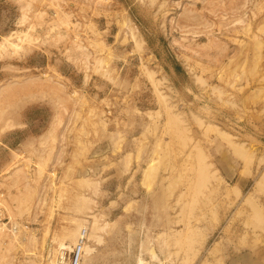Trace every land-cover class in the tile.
Here are the masks:
<instances>
[{
    "label": "rangeland",
    "instance_id": "1",
    "mask_svg": "<svg viewBox=\"0 0 264 264\" xmlns=\"http://www.w3.org/2000/svg\"><path fill=\"white\" fill-rule=\"evenodd\" d=\"M7 38L0 264H264V0H0Z\"/></svg>",
    "mask_w": 264,
    "mask_h": 264
},
{
    "label": "bare ground",
    "instance_id": "2",
    "mask_svg": "<svg viewBox=\"0 0 264 264\" xmlns=\"http://www.w3.org/2000/svg\"><path fill=\"white\" fill-rule=\"evenodd\" d=\"M21 21V20H20ZM15 34V33H14ZM16 36V35H15ZM12 38H13V36H12ZM17 38H19V37H17ZM5 40V39H4ZM11 40V39H10ZM13 41V40H12ZM8 50H12L13 51V53H15V52H17L18 50H19V45H17V44H15V43H13V42H9V38H7L6 39V42L5 43H1L0 44V51H8ZM11 55V54H10ZM14 55V54H13ZM47 79V78H46ZM78 96V95H77ZM207 168V167H206ZM216 173V172H215ZM202 175H204V174H202ZM88 181V180H87ZM237 193V192H236ZM86 202V201H85ZM130 206V205H129ZM128 208V207H127ZM127 210V209H126ZM93 217V216H92ZM96 223V222H95ZM94 223V225H97V224H95ZM106 224H108V223H106ZM103 227H107V226H103ZM98 229V228H97ZM13 230H15V231H17L18 230V225L16 226V225H14L13 226ZM103 230H105V229H103ZM84 231V230H83ZM83 231L80 233V236H79V238H78V241H77V243L74 245V246H72V248H70L69 250H68V252L69 251H73L74 250V248L77 246V244L79 243V240L82 238V236H83ZM86 232H87V235L85 236L86 237V242H85V245H84V251H83V254H82V263L81 264H84V262L86 261L87 262V257H89V258H91V257H93L94 256V253L96 252V248L94 247V246H92V244L90 245V242H92V243H94V240L92 241V239L93 238H91L89 235H90V233H88V231L87 230H85ZM102 231V230H101ZM66 232V231H65ZM75 235V234H74ZM62 238V237H61ZM71 239V238H70ZM66 240V239H65ZM65 240H63V243H61V242H59V246H57V247H60V248H57L58 250H54L53 252H52V257H51V259H50V264H67V262H65L64 261V259H65V255H66V253L67 252H65L67 249H63V248H65L64 246L66 245V244H64V242H65ZM72 240H75L74 239V237L72 238ZM98 240H99V238L98 239H95V241H97L98 242ZM54 242V241H53ZM63 249V250H62ZM95 257V256H94ZM93 257V258H94ZM64 261V262H63ZM89 261V260H88ZM143 262L144 261H140V264H143ZM145 263V262H144Z\"/></svg>",
    "mask_w": 264,
    "mask_h": 264
},
{
    "label": "built area",
    "instance_id": "3",
    "mask_svg": "<svg viewBox=\"0 0 264 264\" xmlns=\"http://www.w3.org/2000/svg\"><path fill=\"white\" fill-rule=\"evenodd\" d=\"M86 235H87V232L84 230L83 236L79 240V243L74 248V250L66 253L64 261L67 262V264H81L82 263V254L84 251L83 249H84L85 242L87 241L85 237Z\"/></svg>",
    "mask_w": 264,
    "mask_h": 264
}]
</instances>
